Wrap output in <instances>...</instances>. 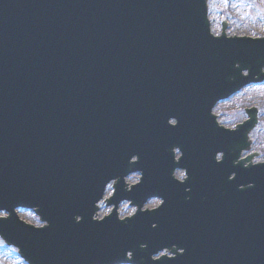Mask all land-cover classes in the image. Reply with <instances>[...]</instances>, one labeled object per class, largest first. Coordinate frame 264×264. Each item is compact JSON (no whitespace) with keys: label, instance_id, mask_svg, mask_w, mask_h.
<instances>
[{"label":"water","instance_id":"1","mask_svg":"<svg viewBox=\"0 0 264 264\" xmlns=\"http://www.w3.org/2000/svg\"><path fill=\"white\" fill-rule=\"evenodd\" d=\"M225 30L207 0H0V236L28 264H264V163L238 160L258 110L234 130L212 114L264 82V37Z\"/></svg>","mask_w":264,"mask_h":264},{"label":"rangeland","instance_id":"2","mask_svg":"<svg viewBox=\"0 0 264 264\" xmlns=\"http://www.w3.org/2000/svg\"><path fill=\"white\" fill-rule=\"evenodd\" d=\"M208 19L210 22L211 33H220L221 22L226 21L227 35L261 37L264 36V0H208ZM257 107L259 109L258 124L255 127L251 138L253 145L251 150L260 153L259 161H264V84L251 85L244 88L237 95L225 102L219 103L213 110L217 115L221 125L233 128L234 125L245 119L243 109ZM181 178V173L178 174ZM139 174L135 173L126 180L128 183L137 182ZM105 197L111 194V188L107 189ZM157 199L151 200L146 207L153 208L159 205ZM99 216L107 215L111 208L106 206L103 201L99 203ZM134 208L128 203H121L118 206L119 217L132 214ZM17 214L23 221L39 226L40 223L31 211L18 210ZM0 213V216H4ZM127 257H130L127 254ZM0 264H25L17 255L16 250L8 247L0 240Z\"/></svg>","mask_w":264,"mask_h":264},{"label":"bare ground","instance_id":"3","mask_svg":"<svg viewBox=\"0 0 264 264\" xmlns=\"http://www.w3.org/2000/svg\"><path fill=\"white\" fill-rule=\"evenodd\" d=\"M134 160V158L132 159V161ZM135 173H131L129 176L133 175ZM112 182H110L108 185H107V189L111 186Z\"/></svg>","mask_w":264,"mask_h":264},{"label":"snow or ice","instance_id":"4","mask_svg":"<svg viewBox=\"0 0 264 264\" xmlns=\"http://www.w3.org/2000/svg\"><path fill=\"white\" fill-rule=\"evenodd\" d=\"M129 255H131V253H129Z\"/></svg>","mask_w":264,"mask_h":264}]
</instances>
